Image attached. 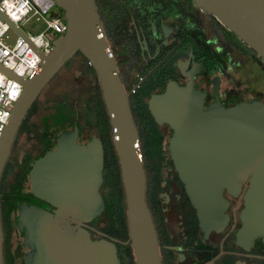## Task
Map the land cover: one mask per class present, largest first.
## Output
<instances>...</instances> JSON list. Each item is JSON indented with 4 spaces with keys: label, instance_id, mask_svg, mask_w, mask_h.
<instances>
[{
    "label": "flooded vegetation",
    "instance_id": "1",
    "mask_svg": "<svg viewBox=\"0 0 264 264\" xmlns=\"http://www.w3.org/2000/svg\"><path fill=\"white\" fill-rule=\"evenodd\" d=\"M105 36L117 60L139 134L146 174V201L156 229L162 264H264V238L239 237L252 175L223 187L225 204L216 226L203 224L173 160V129L158 123L149 108L154 94L170 82L194 83L204 108L220 103L264 102V58L213 14L193 0H96ZM84 56L76 54L42 90L15 138L1 179L4 264H27L32 248L20 223L21 207L44 209L67 234L107 242L119 264H136L121 165L100 80ZM91 67V68H90ZM78 130L77 143L93 139L103 149L104 199L90 221L56 216L57 207L33 189L35 162L57 148L62 132ZM16 187V188H15ZM49 222V219H44ZM132 253V254H131Z\"/></svg>",
    "mask_w": 264,
    "mask_h": 264
},
{
    "label": "water",
    "instance_id": "2",
    "mask_svg": "<svg viewBox=\"0 0 264 264\" xmlns=\"http://www.w3.org/2000/svg\"><path fill=\"white\" fill-rule=\"evenodd\" d=\"M67 23L66 31L51 50L36 51L41 62L28 78L0 64V70L22 84V93L0 140V186L18 130L42 90L77 54L96 71L109 114L126 197L129 240L136 264H162L153 218L146 201V174L139 134L117 60L102 28L96 0H55ZM213 14L264 58V0H193ZM19 35L27 38L5 13ZM203 93L191 81H172L163 94L149 99L158 123L173 129L170 148L190 199L203 224L216 226L223 215V187L252 175L246 195L239 237L264 238V102L241 101L226 108L215 103L204 108ZM78 130L62 132L57 148L38 159L30 171L34 192L57 207L56 216H80L90 221L102 213L99 192L103 180V149L96 139L88 146L77 143ZM44 209L22 206L20 223L32 248L27 264H119L107 242H94L87 232L74 236L51 220ZM49 219V222H44ZM0 264H4V233L0 194Z\"/></svg>",
    "mask_w": 264,
    "mask_h": 264
},
{
    "label": "built area",
    "instance_id": "3",
    "mask_svg": "<svg viewBox=\"0 0 264 264\" xmlns=\"http://www.w3.org/2000/svg\"><path fill=\"white\" fill-rule=\"evenodd\" d=\"M0 12L21 28L27 38L16 33L0 16V64L20 77H30L39 67L36 49L48 53L54 41L67 29L62 10L55 0H0ZM32 19L43 22L45 29L32 34L24 29ZM22 84L0 70V140L12 109L22 93ZM138 84L130 89L135 94Z\"/></svg>",
    "mask_w": 264,
    "mask_h": 264
},
{
    "label": "rangeland",
    "instance_id": "4",
    "mask_svg": "<svg viewBox=\"0 0 264 264\" xmlns=\"http://www.w3.org/2000/svg\"><path fill=\"white\" fill-rule=\"evenodd\" d=\"M24 29L32 34H39L43 32L45 26L43 22L32 19L27 25L24 26Z\"/></svg>",
    "mask_w": 264,
    "mask_h": 264
},
{
    "label": "trees",
    "instance_id": "5",
    "mask_svg": "<svg viewBox=\"0 0 264 264\" xmlns=\"http://www.w3.org/2000/svg\"><path fill=\"white\" fill-rule=\"evenodd\" d=\"M77 54H79V55L83 56V55H82V54H80V53H77ZM84 61H85V63H86V64H89V63H88V60H87L86 58H84ZM90 68H91V67H90ZM131 88H132V87H130V89H131ZM129 91H130V90H129ZM15 188H16V187H15ZM131 254H132V253H131Z\"/></svg>",
    "mask_w": 264,
    "mask_h": 264
}]
</instances>
